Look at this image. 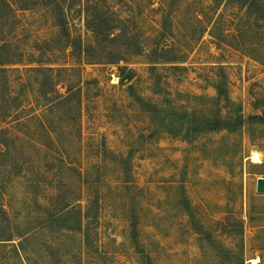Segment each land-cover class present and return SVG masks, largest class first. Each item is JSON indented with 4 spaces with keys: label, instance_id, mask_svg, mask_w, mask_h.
<instances>
[{
    "label": "rangeland",
    "instance_id": "1",
    "mask_svg": "<svg viewBox=\"0 0 264 264\" xmlns=\"http://www.w3.org/2000/svg\"><path fill=\"white\" fill-rule=\"evenodd\" d=\"M8 1L0 264H264V126L203 125L222 81L246 119L264 112V0H98L146 50L109 65L70 56L53 8Z\"/></svg>",
    "mask_w": 264,
    "mask_h": 264
},
{
    "label": "trees",
    "instance_id": "2",
    "mask_svg": "<svg viewBox=\"0 0 264 264\" xmlns=\"http://www.w3.org/2000/svg\"><path fill=\"white\" fill-rule=\"evenodd\" d=\"M74 0H38L33 5H43L53 8L56 12V22L62 28L63 35L68 38L67 47H70V56L82 59L91 65H109L118 64L124 61L129 55H143L146 53L144 46L136 40V33L133 32L131 22L128 19H122L116 11L112 10L104 2L98 0H78L80 2H72ZM234 1V0H233ZM249 2V1H248ZM250 2H255L251 0ZM21 7L22 2H16ZM5 8L9 12L14 11L13 5L8 0H0V9ZM80 12V16L84 19L85 27L91 33V41L84 43L81 38L72 39L69 32L68 19L73 10ZM11 45L8 43L1 44L0 50H6ZM137 47V50H134ZM151 59L166 61H178L179 58H165L160 54V48L155 46L149 52ZM20 61V60H17ZM10 62L2 61L0 64ZM21 63V62H16ZM262 64V63H261ZM36 69V68H33ZM48 72H54V68H38ZM222 77H224V69L221 67ZM127 81H131L130 78ZM218 97L216 99L219 109L211 118H208L203 125L209 131L227 130L229 132H237L245 124H260L264 126V112L262 115H251L247 119L243 114L241 105L235 104L229 96V92L222 81L216 86ZM68 97H60L59 101L64 102ZM258 108L264 107V100H258L254 103ZM222 108L227 110V114L223 116ZM202 123V122H201ZM1 131V130H0ZM8 141V140H7ZM8 142H3L7 145Z\"/></svg>",
    "mask_w": 264,
    "mask_h": 264
},
{
    "label": "water",
    "instance_id": "3",
    "mask_svg": "<svg viewBox=\"0 0 264 264\" xmlns=\"http://www.w3.org/2000/svg\"><path fill=\"white\" fill-rule=\"evenodd\" d=\"M256 193L264 195V177H258L256 179Z\"/></svg>",
    "mask_w": 264,
    "mask_h": 264
},
{
    "label": "bare ground",
    "instance_id": "4",
    "mask_svg": "<svg viewBox=\"0 0 264 264\" xmlns=\"http://www.w3.org/2000/svg\"><path fill=\"white\" fill-rule=\"evenodd\" d=\"M252 161L255 163H260L262 162V160L260 159V157H258L257 153H254L252 156Z\"/></svg>",
    "mask_w": 264,
    "mask_h": 264
}]
</instances>
